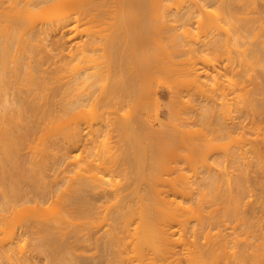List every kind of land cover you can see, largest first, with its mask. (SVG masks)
<instances>
[{"label": "bare ground", "instance_id": "bare-ground-1", "mask_svg": "<svg viewBox=\"0 0 264 264\" xmlns=\"http://www.w3.org/2000/svg\"><path fill=\"white\" fill-rule=\"evenodd\" d=\"M5 1L6 0H0V5L2 3L4 4ZM12 1L9 4V6L6 5V6H4V8L0 6V174H1V176H0V188H1L0 194L3 193L1 195L4 197V200L2 199V200H0V202L5 201L4 203H1V204L5 205L6 208H9L12 205V203L14 205V202H17V201H18V203L20 202V204H21V200L25 202L24 205H26L27 202H32V203L34 202V204L37 205V204H41V203L44 204L43 202H45L46 199H48L49 202L48 201L47 202L50 204V202H53V199H51V198L55 197V199H56L57 196H55V195L57 194V191L59 190V189H57L58 183L64 178L61 176L62 179L59 180L58 177H57V179L55 177L54 179L57 180L58 182L51 180L54 184H51L49 182L48 183L45 182V183H47V185H44V186H43L44 181L43 182L40 181L42 183V186L39 185L38 182L35 181L36 176L37 177L39 176V174L37 175V172H36L38 170L39 166L41 168L43 167V171H45V170L48 171L49 170L48 168H50V166H52V169H53V167H55V165L57 166L59 159L56 158L58 160L52 161L53 163L49 166L46 165V163L49 164L48 163L49 161L45 162V160H43L44 162L41 160L42 162H39V163H37V161H32V160H31L32 163L30 162V160L28 162L27 161L28 159L22 158L23 156H21L20 153L17 152V151L21 152V150L24 147V143H25L24 141L25 140H26L25 144L27 146L29 145V143L27 144V140H29V139H26V138H28L29 136L31 138V135L33 136L34 134L35 135L37 134L36 131L38 129L39 130L37 132H39L40 129H42L43 131H40L42 133H40V132L38 133V134H40V137L38 136L39 137L38 143H41L40 144L41 146L37 143L39 146H38V148H36L37 144H36V142H33L34 144L31 143V145L29 147H30V149H32L34 147L35 150L34 149L30 150L29 147H28V149H29V151H36V149H38L37 151H54V150L60 151L59 158H61L60 160H63V162L60 161L58 163V165L60 166V163L64 164V162H66V163L69 162V161L68 162L65 161L68 159V155H69L68 153L70 152L69 148L72 146H77L78 143L81 141L79 127L74 128V129L70 128L73 130H71V133L68 132V131H70V129H68L65 126L66 125L65 123L68 122L67 118L69 120L70 118L74 119V118L81 117L83 115V112H84V106H86V105L93 106V105H96L98 102H101V101L105 102V100H106V104H107L108 101L111 99H113V100L118 99L121 102L122 101L123 102H126V101L130 102V99H132V98H133L132 100H135L137 98L139 99V98H142L144 96V93H142L143 91L140 90L141 88L137 87V89H136V87H135L136 83L131 78V76L134 77L133 75L135 74V71L133 72L132 75H131V72H129V71L134 69L132 66L134 61L138 60L136 58L137 56L135 57V59H132V58H134L133 53H135V50L137 51L136 47L139 45V47H141L140 49H142V48L146 47L145 46L146 40L148 41V39H150V37L154 38L152 35L148 36L149 34L147 35V33L145 32V28H143L148 23L147 21H144V20H143L144 22L141 21L142 19H144L143 18L144 15L141 16L139 14V17L141 16L142 19H139L140 22L139 21L136 22L138 24V27L140 26L141 29L143 28L142 29L143 31L141 30V32H140L139 29L137 31V32H139L138 34L141 36V40H140L139 44H137V46H136V44H134V45L132 44V42H131L132 37L130 36L131 35L130 32H132V31H129L130 27L131 28L132 27L136 28V27L132 26L133 22L132 23L130 22L131 26L129 25L128 26L129 28H127V22H125L124 24H126V25L124 26V28L119 29V30L117 29V27H115L116 26V24H115L113 29L115 31V28H116L119 32H113L112 31V34L114 33V36H112V38H109V41L107 38L105 41L106 43L105 42L103 43L102 40L99 41L97 39V37H99V36L96 37V35H95L94 37H96V39H94L93 36H91L93 38L92 39L89 35V37H87L88 39L82 41L81 43L80 42H78V43L72 42L73 44L72 43L70 44V48H72V49H68V51H65L66 48L64 46H65L66 42L71 40L70 38H72V36L74 35V34H70L73 31L74 27H76L74 24L76 22H79L83 18L85 19L86 17H87L86 18L87 21H91V22L98 21L99 19L104 17V15L106 16V14H108L109 11L111 13L114 12L113 15H116V11H114V10H118L117 12L119 13L117 20H119L121 18L120 16H121V11H122L124 21H125V18L127 17L126 16L127 12L129 13V11L131 12L133 9H136V10L140 9V10H137L138 13L142 12L144 10H145L144 12H146V9L148 10V8H150V9L153 8L151 10H154V8H155L154 11L161 10V12H163V13L166 12V14L164 13L165 18L164 17L162 18L161 12L157 11L158 14L160 13L159 16H161L160 21H163V19H165L164 21H167L168 19H166V18L169 15V13L167 14V12H169L172 7H174L175 9L177 8V2H175V0H33V1H35L34 3H33V1H32V3L30 1V4L33 7H38L42 4H47L51 8L52 7L56 8V15H55V18L53 19L54 22L52 20H50V23H47V22L42 21V19L39 16V12L36 11L34 13H31L30 10L28 11V9H26L27 8V7H25L26 5L24 7L20 6L19 4L21 3L20 2L21 0L20 1L12 0ZM24 1L26 3L28 2V0L27 1L24 0ZM222 1H218V3L222 2ZM237 1H239V0H237ZM7 2H8V0H7ZM7 2H5V4ZM173 2H174L175 6H172ZM224 2L227 3V1H224ZM252 2H253V0H252ZM201 3H202V0H201ZM201 3L198 0H191V1H189V4H187V5H188V7H194L196 9V7H198L199 5L202 7L205 6L206 2L202 3V4ZM228 3H229V1H228ZM246 3H248V2L246 1ZM224 4L225 3H223V6H225V9L223 10V13L220 12L221 14H219V12H217L219 14V17H221V18H218L219 19L218 21H222V20L223 21H230L234 17V15H232L234 9H233V11L231 9V8H233V6L229 5V7H227L226 4L225 5ZM248 4H250V3H248ZM207 5H209V4H207ZM246 5H244V6H246ZM106 6L107 7L110 6L111 7L110 10L107 9ZM219 6H220L219 8L221 9L222 6L221 5H219ZM101 7H103V8H101ZM104 7L106 9H104ZM188 7H185V12L190 9L184 15L186 17V19H187V17H188V19H190L192 17V15H191L192 12H190L192 9L188 8ZM199 8H201V7H199ZM254 8L256 9V7H254ZM100 9L103 11L100 12L99 11ZM53 10H55V9H53ZM253 11L257 12L254 9H253ZM53 12H55V11H53ZM185 12H183V13H185ZM259 12H257V13H259ZM27 13H31V14H27ZM124 13H125V15H124ZM26 14H27V16L23 17V15H26ZM134 14H136L135 10H134ZM249 14H251V13L249 12ZM259 14L262 16L261 12ZM176 15L174 17H176ZM188 15L191 17L189 18ZM236 15H239V14H236ZM260 15L255 14L254 16L253 15L252 16H253V18H255L256 16H258V18H259ZM130 16L132 18L133 17L136 18L135 16H132V14H130ZM180 16H182V14ZM52 17H53V15H52ZM217 17H218V15H217ZM113 18H114V16H113ZM250 18L251 17H249V19H247V21L249 20V22H250ZM258 18L255 21H258L259 20ZM133 19H130V20H133ZM239 19H240V17H239ZM130 20H127V21H130ZM176 20H177V18H175V21ZM233 20H236V23L240 22V20H239V22H237L236 16H235V19L233 18ZM260 20H261V18H260ZM261 21H263V20H261ZM141 22H142V26L140 24ZM119 23H120V21H119ZM144 23H146V24H144ZM161 23H163V22H161ZM211 23H213V22H211ZM216 23L217 22H214V25ZM248 23L246 22L245 25L246 24L248 25ZM124 24L122 23V25H124ZM137 24H135V25H137ZM70 25H72V26H70ZM122 25H118V28ZM212 26L213 25L211 24V27ZM146 28H148V27H146ZM127 29H129L128 31L130 34L126 31ZM135 30H137V28ZM170 30H172V26H171ZM237 30H240V29H237ZM263 30L264 29H262V31ZM124 31L127 33H124ZM147 31H149V30H147ZM167 31H169V29ZM68 32H69V36L67 35ZM234 32H236V31H234ZM237 32H238V34L239 33L242 34L239 31H237ZM48 34L49 35L51 34L54 39L52 38L53 44H51L53 46H51L50 44L47 46H48V48L54 47L55 48L54 50H57V53H55V54L59 55V56H57L58 59L54 58V56H53L54 51L53 52L51 51L53 49L50 48V53H48L49 50H48L47 46L44 44L45 42L44 43L41 42L43 44L40 43L41 39H39V38H44V36H47ZM133 34L134 33H132V36H133ZM135 34H136V32H135ZM228 34L229 33H227V35ZM235 34L233 33V35H235ZM238 34L235 35L237 38L233 37L234 40H235V38L238 39V36L240 35V34L239 35ZM41 35H44V36L41 37ZM222 35L224 36V34H221L220 36L222 37ZM56 36L57 37L59 36V37L57 38ZM65 36H67V39L63 40L62 38ZM129 36L131 37V39ZM170 36H172V35H170ZM174 36H176V35H174ZM220 36L219 37L217 36L218 38L216 37L214 39V35H213L214 42H217L218 39L220 38ZM244 36H245V34H244ZM167 37H169V36H167ZM176 37H174V40L171 38L172 39L171 41L172 42L175 41V39H177ZM228 37H229V39H231L230 35H228L227 38ZM105 38L103 37V41ZM137 38H134L135 42L139 41V40H135ZM240 38H241V36H240ZM99 39H101V38L99 37ZM96 40L99 42L96 43ZM220 40L221 39H219V41ZM242 40H244V37ZM134 41H133V43H134ZM208 41L210 42V40H208ZM221 41H223V40H221ZM226 41H227V39H226ZM100 42H102V43H100ZM148 42L146 43V45L148 44ZM175 42L177 43V40ZM263 42H264V40H263ZM96 44L100 45V47L97 45L99 47V49L101 48V50L102 49L105 50V53H104V56L106 55L105 57H103V55L101 56V54H100V57L105 58V60L99 58V56L96 55V57H98L99 60L100 59L103 60V61L100 60L101 62H99L97 60L98 58L94 57L95 54H93L95 50H98V49H96L97 46L95 48H93V46ZM101 44H105V45H101ZM173 44H174V42H173ZM226 44L228 45V43H226ZM43 45H44V47L46 46L47 50L43 47ZM40 46L42 47V50L43 49H44V51L46 50V52L49 55L45 54L46 52H44V54H45L44 56H43V54H40V50H41ZM171 46L173 47L174 45H171ZM176 46H177V44H176ZM257 46H258V44L256 45V47ZM248 48H249V46L246 47V51L248 50ZM251 48H253V47H251ZM249 50H251V49L249 48ZM145 51H146V49H145ZM145 51L143 52L144 54L146 53ZM137 52H139V51H137ZM248 52H247V55L249 54ZM244 53L246 55V52H244ZM251 53L253 54L255 52H251ZM39 54H40V56H38ZM102 54H103V52H102ZM141 54L142 53H140V55ZM241 54H242V52H241ZM255 55L253 54V56H255ZM35 57H38V58L35 59ZM51 57L55 61L53 59H51ZM255 57H257V56H255ZM146 58H148V57L146 56L145 59ZM246 59H245V61H246ZM257 59L258 58H256V62L257 61L259 62V60H257ZM141 61H142V59H141ZM143 61H144V58H143ZM147 62L149 63V61H147ZM140 63H139V65H140ZM152 64H155V63H152ZM134 65H135V63H134ZM139 65L137 64V66H139ZM154 67L158 68L159 66H154ZM141 68H142L141 71H146L143 69L142 65H141ZM241 70H244V69H241ZM247 70L248 69H246L245 71L248 75ZM238 72H240V71H238ZM250 72H252V71H250ZM256 72L254 73V75L256 74ZM111 73H113V75ZM114 73L123 76V78L125 76L124 80L122 79L123 80L122 83H120L121 82L120 81L119 82L120 84H117L118 82L117 83L115 82L116 84H114V81L112 83L111 80L109 82V78L114 76ZM243 73H245V72H243ZM109 74H111V77L109 76ZM191 74H192V77L190 80L191 83L193 85H195V87H198L199 82H200L199 81L200 80L199 79L200 73L197 72V69H196V71L194 70L193 72H191ZM240 74H242V73L241 72L238 73L239 76H245L246 75V74H244V75H240ZM118 75L116 77H118V79H119ZM138 75H139V73H138ZM256 76L257 75H255V78H258V76L257 77ZM263 76H264V73H263ZM263 76H261V79L264 78ZM103 77H105V79H103ZM135 77H136V75H135ZM251 77L253 78L254 76H251ZM259 78H260V76H259ZM134 80H135V78H134ZM252 81L253 80H251L250 82L252 83ZM259 81H260V79H259ZM259 81H258V83H259ZM262 81H263V79H262ZM100 82H101V86H100V88H97V85L99 87L98 83H100ZM137 82H139V81H137ZM102 83H104V84H102ZM133 83H135V84H133ZM259 84H261V83H259ZM262 84L261 85L263 87L257 84L259 87L256 89H259L261 87L264 90V82H262ZM137 85H138V83H137ZM249 90H251V89H249ZM249 90H247L245 97L242 96L244 94H242V95L240 94L241 96H239L240 98L242 97L243 101L248 103V104H250L252 102L251 98H253L252 95L254 93L257 94L259 91L261 92V90H259L258 92L255 91L252 93V90L251 91H249ZM253 90H255V89L253 88ZM249 92L252 95H250ZM257 95H255V96H257ZM249 96H251V97H249ZM245 99H246V101H245ZM249 99L251 102L249 101ZM247 100H248V102H247ZM110 102H112V100ZM85 103H87V104L85 105ZM241 103H243V102L241 101ZM120 105L122 106V104H120ZM243 105H245V104H243ZM242 106L240 108H242ZM250 106H251V104H250ZM238 108H239V106H238ZM255 114H256V112H255ZM127 115L129 116L130 113H127ZM127 115H121L122 119L123 118L126 119V121L125 120H123V122L121 121L123 124H126V122L128 120H130L131 115L128 117L129 119L127 118ZM258 115H259V113H258ZM258 115L256 114V116H258ZM246 116H248V115H246ZM114 117H116V116H114ZM136 117L137 116H135L133 118V116H131V118L134 120H132V119L130 120V121H134L135 123L130 122V121H128V123H127L128 125L130 124L132 127L130 125L128 126L127 124H126L127 126L124 125V127L123 126L120 127V129H123L121 131H122L125 139L128 138V140H129V141L127 140L128 141L127 146L129 144L130 145L128 146L129 148L126 150V151H128V154L127 153H126V155H125V153H124V155L122 154L123 156L120 157V159H119L118 157L122 153L121 151H119L120 155L119 154H117L119 156L114 155V157H113L114 161L113 162H112L113 159L112 160L108 159L109 163H105V162L102 163L103 165L105 164L104 165L105 167H103L102 165H101L102 167L100 166L101 167L100 169L102 171H105L106 169H107L106 171H108L110 169L112 172H109V171L108 172L113 173V172H115L114 171L115 168H118L119 165L120 166L122 165L123 169H125V170L128 168L126 170L127 172L129 169H131V171L135 170L137 172L138 168H139V171H141V169L144 166H146L147 168L149 167V169L153 166L155 168V165L158 164L159 160L164 156L163 154L161 155L162 152L156 153L157 151L155 152L153 147L149 146L148 149L145 148L146 146L143 144V141L141 138L144 137V139L147 140V141L145 140L146 142H148V143L152 142V144H155V142L152 141V138L153 139H154V137L158 138L159 136H155V135H157V133L153 132V130H152V132H151L152 134H151L150 131L147 129L149 131V133L146 132V133H144V135H143L142 131H140V132L138 130L135 131L136 129H135V126L133 127V125L137 124V122H139V120H136ZM251 117H252V119H255V117L253 115H251L250 118ZM241 118H242V116H241ZM245 118H243V120H240V122L242 121V124L244 123V121H246ZM250 118H246V119L249 120ZM117 119L120 122V119L119 118H117ZM137 119H138V117H137ZM249 121H251V120H249ZM246 122H248V121H246ZM255 122H257V120H255ZM255 122L254 123L252 122V123L255 125ZM122 123H121V125H123ZM224 124H225L224 130H226V131L227 130L231 131L233 128L234 129L237 128L236 124H235L236 125L235 127H232L234 125L233 123H231L232 124L231 125L228 122H226V123L224 122ZM248 124L250 125V123H247L246 126H243L241 124L239 125V123H238V128H237L238 130L237 129L236 130L239 131V134L243 132L242 129H244L245 127L249 128ZM76 126L77 125H74V127H76ZM124 128L127 132L124 131ZM248 128H247V130H248ZM229 129H231V130H229ZM234 129H233V131H234ZM240 129L242 132L240 131ZM125 132L128 134V136L127 135L125 136V134H126ZM140 133H142V134H140ZM243 133H246V132H243ZM243 133H242V135H244ZM41 134H43V136H41ZM151 135H153L154 137H152ZM38 137H37V139H38ZM41 137H42V139H41ZM157 138H155V139H157ZM37 139H35V140L37 141ZM159 139H160V137H159ZM40 140H42V141H40ZM263 141H264V139H263ZM263 141H260L259 143H254L253 141H252L253 143H249V141L248 142L246 141L247 143L243 142L242 143L243 148H242V146H239L242 144H239V145L237 144V146L240 148V151L244 152L246 150V149L243 150L244 148H246L245 144L249 143L247 145L248 149H247V151H245V153L248 155L246 157H244L245 153H243L244 155H242V156L240 154L242 160H244V158L246 160H248L247 165H246L247 162L245 160H244L245 162L242 161L243 166L240 164L241 169L239 171H240V174L242 176L241 179H243L244 182L242 181V183H241L240 182L241 179H240L239 180L240 183L237 182L235 186L231 185L232 182L231 183L229 182V185L227 187L225 184V187H224L225 190H223V188H221V190H219L220 193L218 192V194H217L218 195L217 197L219 199L218 198L216 199V197H215V201H212V199H211L212 202L210 200L208 201V197L206 199L203 198L202 201H200L201 199H199V200H196L195 202H193V200H190V199L189 200L188 199H185V200L184 199H181V200L176 199L175 200V199L168 198V196H170V195L174 196V198H175L177 196V190L178 191L180 190V192L183 194L187 193L188 195H191V189H190L191 185H189V183H187V181L183 180L184 177L182 178L181 183L179 184V187H177V151H169L170 153L169 152H167V153H168V155H171L172 159H174L175 164L171 165V167H170L171 170H170V172H168V174L169 173H171V174L165 178L166 183H163V187L166 188V189H164V188L162 189V190H164V193H163L164 196L163 197L160 194L161 189L159 191L157 190L158 192H156L155 188H153L155 186H153L150 182H149V185H147L148 184L147 183L146 186H143V187L138 185L137 183H135L136 185L134 187H132L134 184L129 182L130 180L129 181L125 180V182L127 181L128 185H130V184L132 185V186L130 185V187H132V191H130L131 190L130 189L129 190L130 192L129 191L127 192L126 190L129 189L127 183H124L123 185L117 184L116 186H118L119 188L116 186H113V185H108V187L113 186L112 187L113 189H111L110 187L108 188L105 184L102 185V183L106 182L107 180L104 181V178L97 176L96 174L95 175L98 178L95 177L93 179H85V178L83 179L82 178L83 176H81L79 178L80 175L78 174L79 176H76L78 178L74 177V179H76L75 181H73L74 183H71V181H70V183H71L70 186L67 185V187L65 186L66 188L64 187L65 188L64 191H66V193L69 191L67 193L68 196L66 194V198H65L66 201L62 200L64 203L65 202L67 203V204H64V206L66 205L65 209H64V207H62L65 212L64 211L63 212L61 211L62 213L56 212L57 214L52 216V217H49V215H48L49 218L46 217L48 219V220L46 219V221L44 219L45 218V216H44V218H43L44 221L43 220L39 221L40 220L39 217H41L42 215L39 216L40 215L39 214L38 215L39 217L38 218L36 217L38 214L37 211H39L36 205H35L36 206V208H35L34 204H32V203L30 205L27 204L28 206H30V207L27 206V209L24 208L22 205L21 209L23 207V210H25V212H26L25 217L27 216L26 218H31V220H33V223H32L33 225L30 224L29 226H34L33 230H34V228H36L37 232L42 233V234L38 233L39 234L38 242L40 240V236L43 235V233H44V235L46 234V236H43L42 237L43 239H41V240H43V242H41V240H40V244L42 243L41 245L45 248V249H43V251L46 250V252H44L45 255L48 256V258L49 257L52 259L55 258V260L60 259L59 262L60 261L62 262L65 259L66 262L64 264H66L69 261H71L69 264H87L88 262H90L91 259H92V261H93V259H96L97 258L96 255H101L100 254L101 252L104 255V256H101V257H103L102 258L103 262L101 264H129V263L131 264V262L134 260L138 262L137 264H264V201L261 200L262 196L261 197L259 196L260 191L264 190V173H263L264 170L260 169V166L262 167L263 164L262 165L258 164V163H261L260 160L261 161L263 160L262 159L263 157L261 158V156L263 154L260 155V151H264V144H263L264 142ZM22 144H23V146H22ZM34 145H36V146H34ZM131 145H132V147H131L132 152L129 151V150H131L130 149ZM21 146H22V149L20 148ZM127 146H126V148H127ZM152 150H154V151H152ZM236 150H239V149L236 148ZM137 151H142V153L141 152L139 153ZM249 151L252 152V154H251L252 156L249 154L250 153ZM163 153H165V151H163ZM21 154H22V152H21ZM44 154L45 153H42V155H44ZM228 154H230V153L228 152ZM232 155H236V153H234ZM248 156H249V159L247 158ZM20 157H21V159H19ZM52 157H54V156L52 155ZM115 157L118 159H115ZM40 158L42 159V157H40ZM69 158H70V156H69ZM109 158H112V157H109ZM230 158L229 159L232 160L231 156H230ZM35 159H36V157H35ZM250 160H251V162H253V165H256V164L259 165V168H258L259 171H257V167H255L253 169L254 166H252L253 171L250 169L252 172H254V175L257 172H261V174H263V175H259L260 174L259 173V174H256V176L259 175L257 177L255 176L256 178L253 176V173L249 170V168L251 167L250 165H252ZM20 161H21V163H19ZM22 161H23V165L20 166V164H22ZM39 161H40V159H39ZM110 161L112 162L111 164H110ZM24 162L29 163V164L25 163L26 165L24 166ZM33 162H35V164H33ZM106 162H108V161H106ZM144 162L146 165L144 164ZM30 163H31L30 168H32V170L27 169L29 167ZM40 163H42V164H40ZM23 166L27 167V168H24ZM35 166H38V168H36ZM80 166H83V165L80 164ZM58 167H56V168L58 169ZM67 167H70V165L68 166V164H67ZM10 168H12V170ZM52 169H50V170L53 171ZM69 169H71V167ZM81 169H79V170H81ZM120 169H121V167H120ZM143 169H146V168H143ZM143 169H142V171H143ZM165 169L166 168L164 167L162 171L167 172ZM10 170H11V174H12V171L14 172L13 173V175L15 174L14 177H11L12 175L10 174ZM64 170H66V169H64ZM254 170L257 172H255ZM23 171H25V172L27 171V173H28V174L26 173L27 176H26L25 172L23 173ZM29 171H32V173ZM86 171H88V170H86ZM154 171H155V169H154ZM248 171H250L252 174H249ZM67 172H68V168H67ZM98 172H100V170ZM116 172H117V169H116ZM102 173H105V172H102ZM129 173H130V171H129ZM63 174L65 175V173H63ZM139 174H140V172L137 174L138 176L136 174H133L134 176L136 175L135 180L139 176L143 177L142 174L141 175H139ZM151 174H153V172ZM155 174H156V172H155ZM23 175H24V177H22ZM29 175H30V178H29ZM81 175H83V174H81ZM133 175H131V176L133 177ZM148 175L150 176V172L148 173ZM236 175L238 176V174H235V176ZM230 176H232V175L230 174ZM26 177H27V181L29 180L30 183H28L26 181L28 183L27 185L29 187L24 188V185L21 186L20 184L23 183V180L24 181L26 180L25 179ZM234 177H233V180L235 179ZM72 178H73V176H72ZM72 178H71V180H74ZM157 178L161 180V176H159ZM38 179L41 180L42 176H41V178H38ZM250 180H251V182L253 181V184L255 183L254 184L255 186L250 182ZM19 181H20V184H19ZM133 181H134V179H133ZM211 181H212V179H211ZM235 181H236V179H235ZM237 181H238V179H237ZM33 182L35 184H33ZM146 182H147V179H146ZM201 182L204 184V181H201ZM205 182H206V180H205ZM212 182H215V181H212ZM61 183H62V181H61ZM63 183L66 184V182H64V181H63ZM107 183H109V182H107ZM144 183H145V181L142 182L143 185H144ZM226 183H228V182H226ZM56 184H57V187H56ZM220 184H221V186L224 185L223 183H220ZM27 185H25V186H27ZM125 185L128 188L125 190L128 194H126L125 191H123V194H122V190L120 189L121 186L123 189V186H125ZM211 185H213V184L211 183ZM262 185H263V187L261 188ZM102 186H105V187H102ZM160 186H162L161 183H160ZM214 186H211L209 188V190L208 189L207 190L210 191V189L213 188ZM256 186H258L257 190L255 189ZM205 187H206V185H205ZM215 187L213 188V190H211L212 192L214 190H217L218 187L216 189H215ZM106 188H108V189H106ZM259 188L261 190L258 192ZM251 189H252V191H251ZM254 189L256 190L255 192H254ZM1 190H2V192H1ZM207 190H206V192H207ZM247 192L249 194H247ZM200 193H201V190H200ZM245 193L247 194V196H244ZM159 194L161 195V197L159 196ZM202 194H203V196H205L204 195L205 192ZM209 194L210 193H208V195ZM212 194H213V196H212ZM212 194L210 195V198H211V196L213 198L216 195L215 192H213ZM30 195H32V196H30ZM155 195L159 196L161 199H158L157 197H155ZM208 195H206V196H208ZM248 195L250 196V198L252 200H250V201L244 200L243 201V199H244L243 197H245V199H250L248 197ZM262 195H264V193ZM118 196H120V197H118ZM257 196L260 197L261 202ZM64 197H63V199H64ZM60 198H59V200H60ZM109 198H111V200H109ZM112 198H114V199H112ZM49 199H51L52 201H50ZM101 199H102V201H104L103 205L98 204V200L100 201ZM256 199H258V201ZM263 199H264V196H263ZM216 200H218V201H216ZM11 201H12V203H11ZM56 201L57 200H55V202ZM102 201H100V202H102ZM203 201H205V202H203ZM243 202H245V203L247 202L248 204L247 203L244 204ZM258 202H259V204H258ZM42 204H41V206H43ZM56 204L58 206V201L56 202ZM61 204H63V203H61ZM255 204H257V205L255 206ZM31 205H33V207H31ZM47 205H46V207H47ZM5 206H3L4 209H5ZM30 208H32V209H30ZM33 208L35 209L36 212L33 210ZM43 208H42V210H44ZM49 208H50V206H49ZM13 209H14V207H13ZM11 210H12V208H11ZM101 210L104 213H102ZM2 211H6V209L2 210ZM7 211L9 212L8 209H7ZM29 211L31 213H33V211H34L36 216L31 214ZM48 211H49V209H48ZM99 211H101V212H99ZM5 213L7 214V212H4V214H3L4 217L6 215ZM50 213H51V211H50ZM97 213H102V214H100L102 216V218L109 220V223H106V227H107L106 229H103L101 231V230H99V227L102 224L98 225V223L96 224V223H94V221L93 222L89 221L92 224L87 225L89 223V222H87L86 223L87 226L81 227V229H78V227L76 229H73L74 227L73 228L71 227V229H73V230L69 231V228H68V229H66V231L68 230L67 232L62 231L63 225L67 224V223L69 224V222H67L69 220L68 219L69 217H72V218H76V217L79 218L80 217L81 218L83 216V218H84L87 215L88 216L90 215L89 217H91V215H92L94 217V218L92 217V219H95V218H97V217H95V215ZM12 214H14V212ZM30 214L33 217L29 216ZM9 215L10 214H8V216ZM89 217H86V218H89ZM10 218H11V216L9 217V219ZM33 218H35V219H33ZM6 220H7V216H6ZM12 220H13V222H15V219H12ZM29 220L27 219V221H29ZM34 221H38V222H34ZM105 221H104V223H105ZM2 222L0 221V224H2ZM4 222L6 223L7 221L4 220ZM13 222H11V223L13 224ZM63 222H64V224H62ZM99 222L101 223V221H99ZM5 223L3 226L4 227L7 226V229L5 228L6 230L5 229L4 230L9 232L8 226H10L11 224L9 223L10 225H8V224L5 225ZM58 223L61 224V226ZM14 225H16V224L14 223ZM25 225H23V226H25ZM29 226L28 227L25 226V228L24 227L23 228L28 230ZM58 226L60 228L62 227L60 231H59L60 228ZM67 226H69V225H67ZM10 228H11V226H10ZM65 228H67V227H65ZM100 228H104V227H100ZM30 229H32V228H30ZM12 230H11V232H12ZM61 231H62V233H61ZM99 231H101V233ZM11 232H10V234H11ZM57 232H59L60 234ZM54 235L57 237H54ZM11 236H13V235H11ZM16 237H17V239L21 240L20 237L19 238H18V236H16ZM37 237H38V235H37ZM11 238H13V237H10V239ZM14 239H15V237H14ZM14 239H12V240H14ZM8 241L10 243V240H8ZM17 243H18V240H17ZM40 244H38V245H40ZM18 245L20 246L21 244L18 243ZM92 245L96 249L100 248L99 246L101 245V248L102 247L104 248V253L101 250L100 253L97 252L98 254H96L94 252L95 256H94V254H92V255L90 254L91 256L89 254L87 255L86 254V252H88L87 249H89L90 246L92 247ZM19 246H17V247H19ZM0 247L2 248V250H5V249H3L4 246L3 247L0 246ZM10 247L12 248V245H10ZM39 247H41V246H39ZM177 247L180 249L179 250L180 252L178 251ZM1 248H0V250H1ZM92 249H94V248L92 247ZM40 250H42V249H40ZM6 252L3 253L4 256H6L5 254H7V255L9 254ZM83 252L85 254H83ZM1 253L2 252H0V254ZM10 253L11 254H9V255H12V252H10ZM130 253H131V255H130ZM62 255H63V257H62ZM8 256H6V257H8ZM93 256L96 258H94ZM0 257H1V255H0ZM14 257L16 258L15 255H14ZM28 258L27 259L26 258L25 259L20 258V260H18V261L16 259V262H17V264L18 263L19 264H23V263L28 264V261H27V263L25 262V260L30 259V258L29 259ZM9 259H7V261L5 260V263L8 262ZM68 259H69V261H68ZM146 259H147V261L148 260L149 261L147 263H143V261ZM55 260H54V262H55ZM182 260H183V262H182ZM3 261H2V263H3ZM51 262H53V261H51ZM57 262H56V264H59ZM92 263L95 264L96 262L94 263V261H93ZM60 264H63V263H60ZM97 264H98V261H97Z\"/></svg>", "mask_w": 264, "mask_h": 264}, {"label": "rangeland", "instance_id": "rangeland-1", "mask_svg": "<svg viewBox=\"0 0 264 264\" xmlns=\"http://www.w3.org/2000/svg\"><path fill=\"white\" fill-rule=\"evenodd\" d=\"M11 1L12 0H10V1L8 0V2H9L8 3L6 0L5 2H7V3L5 4V2H4V4L2 3L0 6L3 8L6 5L9 6ZM17 1H20V0H17ZM30 1L32 3L33 0H28L27 3L24 0H21L20 1L21 3L19 5L22 7H24L26 5L25 6V7H27L26 9H28V11L30 10L31 13H34L36 11L39 12V16L42 19V21H44V22L50 23V20L53 21V19L55 18V15H56V8L55 7L51 8L47 4H42L38 7H33L30 4ZM189 1H191V0H177V1L175 0V2H177V8L175 9L174 7H172L171 10L169 12H167V14L169 13V15L166 18V19H168L167 21H164L165 19H163V21H160L161 16H159L160 13L158 14L157 11L161 12V10L154 11L155 8H154V10H151L153 8H151V9L148 8V10L146 9V12H144L145 10L144 11L141 10L142 12L138 13L137 10H140V9H137V10L133 9L132 10L133 12L129 11V13L132 14V16L136 17V18L133 17L134 19L127 12V15H126L127 17L125 16L126 17L125 21H124V17H123V12L121 11V16H120L122 19L120 18L119 20H117L119 13L117 12L118 10H114V11H116V15H113L114 12L111 13L109 11L110 13L108 12V14H106V16L104 15V17H102L98 21H95V22L87 21V19H86L87 17H86L85 19L83 18L79 22H76L74 24L76 27H74V29L72 31L73 33L72 32L70 33V34H74V35L72 36V38H70L71 40L66 42V44L64 46L66 48L65 51H68V49H72V48H70V44L72 42L73 43H75V42L81 43L82 41L88 39L87 37H89V35H90V37L93 36L94 39H96V37L99 36L101 39H99V37H97V39L99 41L102 40L103 43L106 41L107 38L109 41V38H112V36H114V33L112 34V31L113 32H119L118 30L124 28V26L126 25V24H124L125 22H127V28H129L128 27L129 25L131 26L132 22H133L132 26H135L137 28V30H135L136 28L130 27L129 28L130 30L129 29L126 30L128 33H129V31H132V32H130L131 33L130 36L132 37L131 42L133 45L136 44V46H137V44H139V42L141 40V36L138 34L139 32H137L138 29L141 32V30L143 28H145V32L147 33V35L149 34L148 36L152 35L154 37V38L150 37V39H148L149 42L146 40V42H145L146 47H144L142 49H140L141 47H139V45L136 47L137 51H139V52H137L135 50L136 54L133 53L134 58H132V59H135V57L137 56L136 58L138 60H135V61L133 60L135 65L133 63L132 66L134 69L129 71V72H131V75L135 71V74L133 75L134 77L131 76L133 81L136 83V84L135 83H133V84L136 85L135 86L136 89H137V87L141 88L140 90L143 91L142 93H144V96L142 98H139V99L137 98L135 100H132L133 99L132 98V99H130V102L126 101L127 103L123 102V101L121 102L118 99H114L115 101L113 99H111L112 102H110L111 100H109L107 104H106V100H105V102L101 101V102H98L99 104L97 103L96 105H93V106H88V105H86L87 103H85L86 106H84L83 115L79 118H74V119L70 118L69 120L67 118L68 122L65 123L66 124L65 126L68 129H70V128L74 129V128L79 127L81 141L78 143L77 146H72L69 148V150H70V152L68 153L69 154L68 155L69 160L68 159L65 160V161H67V162L69 161V162L68 163L64 162V164L60 163V166L58 165V163L60 161L63 162V160H60L61 158H59L60 151H55V150L54 151H37L38 149H36V151H29V149H30L29 146L31 145V143L32 144H34L33 142H36V144L38 143L39 137H40V134H38V133L40 131H43L42 129H40V131L37 132L39 130L38 129L36 131L37 134L36 135L34 134L33 136L31 135V138H30V136L28 138H26V139H29V140H27V144L29 143V145L27 146L25 144L26 143V140H25L24 141L25 142L24 143L25 148L23 147L24 150L22 149L23 144L20 147L23 150L22 151L20 149L22 154L20 151H17V152L20 153L21 156H23L22 158L28 159L27 160L28 162L30 160L31 163H32V161H37V163H39V162H42L43 160H45V162L49 161L48 162L49 164L46 163V165L49 166L53 163L52 161L59 159L57 166L55 165V167H53V169H52V166H50V168H48L49 169L48 171H46V170L43 171V167L41 168L39 166V168H38V166H35L36 168H38V170L36 171L37 175L39 174L38 177L36 176L35 181L38 182V184L41 186H42L41 182L44 181L43 182V186H44V185H47L48 182L51 184H54L51 180L58 182L57 180L54 179L55 177H56V179L58 177L59 180H61L62 177H64L63 178L64 180L62 179L61 180L62 183H61V181L58 183L57 189H59V190L57 191V194L55 195L57 197H56V199H55V197L51 198V199H53V202H50L51 205L48 203L49 202L48 199H46L45 202L42 201L44 203V204L41 203L43 206H41V204L36 205V204H34V202L33 203L27 202L26 205H24L25 202L21 200V204H20V202L18 203V201L14 202L15 206L13 205V203L11 201L12 205L9 208H6L5 205L1 204V203H4L5 201L0 202V205L2 206V207L0 206V208L2 210L6 209V211H2L0 209L1 210L0 211V221L1 222L2 221L4 222V220L7 221L8 223L4 222L5 225L11 224L10 225L11 228H10V226H8L9 232L5 231L7 229V226L4 227L3 222H2V224H0V226H1L0 227V230H1L0 231V242H1L0 246H2V247L4 246L3 249H5V250H2V248L0 247L2 250V251L0 250V252H2L0 254L1 255L0 264H9V263L10 264H15V263L17 264L16 259L18 261V260H20V258L21 259H25V258L27 259L28 257L30 259L28 258L29 260H25L26 263L28 261V264H56L57 261H58L57 263H59V264L60 263L64 264L66 262L65 259L62 262L61 261L59 262L60 259L55 260V258L52 259L49 257L51 259L50 260L48 258V256L45 255L44 252H46V250L43 251V249H45V248L41 245L42 243L40 244V240L43 239L42 237L46 236V234L44 235V233H43V235L40 236V240L38 242L39 234L41 232L40 233L37 232L36 228H34V230H33L34 226H29L30 224L33 225L32 224L33 220H31V218H26L27 216L25 217L26 212H25V210H23V207L27 209V206L30 205L31 203L34 204L35 208L37 206L38 210L40 211V212L37 211V213H38V214L36 213L37 216L35 215L36 211L34 208H33V210L35 212L34 211H33V213H31L30 211L29 212L31 214H33L34 216H36L37 218L42 215L43 217L42 216L39 217V219H40L39 221H42L44 216H45L44 219L46 221L47 218L56 215L57 214L56 212H61V211L63 212L65 209V206H66V205L64 206V204H67L66 202L64 203L63 201L64 200L66 201V199H65L66 194L69 192L68 191L66 193V191H64V190L67 187V185L70 186L71 183H74L73 181L76 180V179H74V177H76V176L80 175L79 178L81 176H83L82 177L83 179L84 178L85 179H93L96 177V175L100 176V177L104 178V181L107 180L106 182L102 183V185L105 184L107 187H108V185H113V186H116L117 184L123 185L124 183H127V181H129V180H130L129 182L134 184L133 186L130 184L132 187H134L136 185L135 183H137L138 185L143 187V186H146L147 183H148L147 185H149V182H150L153 186H155L153 188H155L156 192H158L161 189L160 194L163 197L164 196V194H163L164 190H162V189L163 188L166 189L165 187H163V183H166L165 178L171 174V173L168 174V172H170V170H171L170 169L171 165L175 164L174 159H172L171 155H168L167 152L177 151V187H179V184L181 183V180L184 177L183 180L187 181V183H189V185H191L190 186L191 195H188L187 193L183 194L180 192V190L179 191L177 190V196L175 198H174V196H172L170 194H169L170 196H168V198L175 199V200L176 199L177 200H181V199H184V200L188 199L189 200L190 199V200H193V202H195L196 200H199V199H201L200 201H202L203 198L206 199L208 197V201L209 200L211 201V199H212V201H215V197H216V199L218 198L217 194H218L219 190H221V188H223V190H225L224 189L225 184L227 187L229 185V182L230 183L232 182L231 183L232 186H235L237 182L242 183L243 179H241L242 176H241L240 171H239L241 169L240 164L242 165L243 162H245V161L247 162L248 160H246L245 158H244L245 161L242 160L241 156L244 155L243 153H245V151H247V149H248L247 145L249 143H253V142L259 143L260 141H263V139H264L263 138L264 137V90L261 87H260L261 89L260 88L256 89L259 87L258 85L262 86L263 85L262 82H264V78H262L263 81L261 79V76H263V73H264V53H263L264 52V50H263L264 49V46H263L264 45L263 44L264 43L263 42L264 30L262 31V29H264V0H253V2H252V0H250V1L249 0H241V1L240 0L239 1H237V0H223V1L222 0H202V3L206 2L205 6L202 7L199 5L198 7H196V9L194 7H188L187 4H189ZM198 1H200V3H201V0H198ZM218 1H222V2H220L221 4L218 3ZM224 1H227V3ZM228 1H229V3H228ZM246 1L250 4L246 3ZM34 2L35 1H33V3ZM217 3L222 6L221 9L219 8L220 6ZM223 3H225L227 7H229V5L233 6V8H231L232 11L234 9L233 14H232V15H234L233 18L235 19V16H236L237 22H239V20H240L239 23H236V20H233V18L230 21H223V20L218 21L219 20L218 18H221V17H219V14H221L220 12L223 13V10L225 9V6H223ZM207 4H209V5H207ZM244 5H246V6H244ZM172 6H175L174 2H173ZM253 6L256 7V9ZM108 7L106 6V8L110 10L111 7L110 6H108ZM185 7L192 9L190 11V12H192V14H191L192 17L188 15L189 18L191 17L190 19H188V17L186 19V17L184 16L186 14V12H188L190 10V9L188 10L186 8L188 11L185 12ZM199 7H201V8H199ZM101 8H103V7H101ZM106 8L104 7V9H106ZM53 9H55V10H53ZM253 9L257 12L260 11L262 13V16L259 14L260 12L259 13L254 12ZM134 10H135L136 14H134ZM53 11H55V12H53ZM99 11L102 12L103 10L100 9ZM183 12H185V13H183ZM217 12H219V14ZM249 12L251 14H249ZM31 13H27V14H31ZM164 13L166 14V12H164ZM164 13L161 12L162 18L163 17L165 18ZM254 13L256 15H260L261 17L259 16V18H258V16H256L255 18H253V16L255 15ZM27 14L23 15V17H26ZM139 14L141 16L144 15V17H143L144 19H142L141 16L139 17ZM181 14H182V16H180ZM216 14L218 15V17ZM236 14H239V15H236ZM52 15H53V17H52ZM124 15H125V13H124ZM175 15H176V17H174ZM113 16H114V18H113ZM238 16L240 17V19ZM249 17H251L250 22H249V20L247 21V19H249ZM175 18H177L176 21H175ZM257 18L259 20L261 18V20H263V21H261V20L255 21V20H257ZM126 19L127 20L133 19V20L127 21ZM139 19H142L141 21L144 20V21L148 22L147 25H145V26L143 25L144 27L142 29L140 26L138 27V24L136 23L137 21L140 22ZM119 21L121 24L119 23ZM245 21L247 23L249 22L248 25L247 24L245 25V23H246ZM161 22H163V23H161ZM211 22H213V23H211ZM214 22H217V23L214 25ZM122 23L124 25H122ZM210 23L213 25L212 27H211ZM115 24H116V26H115ZM135 24H137V25H135ZM140 24L142 26V22ZM144 24H146V23H144ZM118 25H122V26H120L118 28ZM168 25L172 26V30H170L171 26L169 27ZM70 26H72V25H70ZM114 26L117 27L118 30L115 28V31H114V29H113ZM146 27H148V28H146ZM168 29H169V31H167ZM237 29H240L241 31L237 30ZM147 30H149V31H147ZM234 31H236V32H234ZM237 31L241 32L242 34L239 33L240 34L239 35ZM127 32L124 31V33H127ZM135 32H136V34H135ZM232 32L234 34L236 33L239 35L238 39H236L237 38L235 36L236 34L233 35ZM132 33H134L133 36H132ZM227 33H229L228 35L231 36L230 37L231 39H229V37L227 38V36H228ZM221 34H224V36L222 35V37H221L220 36ZM244 34H245V36H244ZM67 35L69 36V32L67 33ZM95 35H96V37H94ZM170 35H172V36H170ZM174 35H176L177 37ZM213 35H214V39L217 36L218 37L220 36L219 39H221L223 41L220 40L221 41L220 42L218 39L217 42H214ZM43 36L44 35H41V37H43ZM167 36H169V37H167ZM240 36H241V38H240ZM103 37L104 38L106 37L104 39V41H103ZM131 37H130V39H131ZM133 37L134 38L138 37L135 40H139V41L135 42ZM174 37L177 38V39H175V41L177 40V43L175 41H173L174 42V44H173V42L171 40L172 39L174 40ZM233 37H236L235 40ZM243 37H244V40H242ZM52 38H53L52 35L48 34L47 36H44V38H39V39H41L40 43L45 42L44 44L47 46L49 44L50 45L53 44L52 40L54 38L53 39ZM62 39L63 40L67 39V36L63 37ZM226 39H227V41H226ZM208 40H210V42ZM99 41L96 40V43ZM133 41H134V43H133ZM234 41L235 42L237 41V42L235 43ZM102 42H100V43H102ZM147 42H148V44L146 45ZM43 43H41V44H43ZM226 43H228V45ZM98 44L94 45L93 48H95ZM176 44H177V46H176ZM257 44L259 47L258 46L256 47ZM101 45H105V44H101ZM171 45H174V46L172 47ZM46 46L44 47V45H43V47L45 49H46ZM51 46H53V45H51ZM98 46L100 47V45H98ZM98 46L96 48L98 50H95L96 52L94 51L93 54H95V56L94 55L93 56L96 57V55H98L99 58L105 60V58H103L106 56V55L104 56L105 50L102 49L103 50L102 51L101 48L99 49ZM247 46H249V48L252 51L249 50V48L246 51ZM251 47H253V48H251ZM47 48H48V46H47ZM50 48L53 49V50H51L52 52L54 51L53 52L54 55L52 54L54 56V58L58 59L57 56H59V55L55 54V53H57V50H54L55 49L54 47L53 48L49 47L48 53H50ZM145 49H146V51H145ZM46 50L45 51H44V49L42 50V47H41L40 54H43V56L45 54L49 55L46 52ZM144 51L146 52L145 53L146 55L143 53ZM44 52H46V53L44 54ZM102 52H103V54H102ZM241 52H242V54H241ZM244 52H246V55ZM247 52L249 53L248 55H247ZM251 52H255L253 54L254 55L256 54L255 56H257V57L253 56V54ZM140 53H142V54L140 55ZM40 54L38 56H40ZM100 54H101V56L103 55V57H100ZM146 56L148 58L145 59ZM36 58H38V57H35V59ZM96 58H98V57H96ZM99 58L97 59L99 62L103 61L101 59H100L101 60L100 61ZM143 58H144V61H143ZM256 58H258L257 60H259V62L258 61L256 62ZM51 59H53V58L51 57ZM141 59H142V61H141ZM245 59H246V61L248 60L250 63L248 61L246 62ZM147 61H149V63ZM138 62L139 63L141 62L140 65ZM152 63H155V64H152ZM137 64L139 66H137ZM141 65H142L143 69L146 71H141L142 70ZM154 66H159V67L157 68ZM245 68L248 69L247 70L248 75L245 71L246 70ZM196 69H197V72L200 73V75H199L200 80L199 81L202 83L201 84L199 82L198 87H195V85H193L190 81L191 77H192L191 72H193L194 70L196 71ZM241 69H244V70H241ZM238 71H240L242 73L240 75H244V74H246V75L245 76H239L238 73H240V72H238ZM250 71H252V72H250ZM137 72L139 73V75ZM243 72H245V73H243ZM255 72H256L255 75H257L258 78L260 76V78H259L260 81L258 78H255V75H254ZM111 74L113 75V73H111ZM111 74H109L110 77H111ZM117 75L118 74L114 73V76L109 78V82L111 80L112 83L114 81V84H116L117 82H118L117 84L122 83L125 76L123 78V76L118 75L119 79H120L119 80L118 77H116ZM135 75H136V77H135ZM251 76H254V77L252 78ZM134 78H135V80H134ZM103 79H105V77H103ZM249 80L250 81L253 80L252 83ZM137 81H139V82H137ZM258 81L262 85L259 84ZM137 83H138V85H137ZM98 84H99V87L97 85V88H100L101 82ZM102 84H104V83H102ZM253 88L255 90H253ZM249 89L252 90V93L255 91L258 92L259 90H261V92L259 91L257 93L258 95L255 93L252 95L249 92L250 95L253 96V98H251V101L254 104L249 99V101L251 102V103L249 102L251 104V106H250V104L244 102L242 97L241 98L239 97L242 94H244L242 96L245 97V94L247 93V90H249ZM251 90H249V91H251ZM255 95H257V96H255ZM249 97H251V96H249ZM241 101L243 103H241ZM245 101H246V99H245ZM247 102H248V100H247ZM120 104H122V106ZM243 104H245V105H243ZM238 106H239V108H238ZM241 106H242V108H240ZM254 111L256 112L257 115L259 113V115L256 116ZM127 113H130V115L133 116V118L135 116L138 117V119L136 117V120H139V122L136 121L137 124L133 125L131 123L133 125V127L135 126V129H136L135 131H137V130L139 132L142 131L143 135H144V133H146V132L149 133V131L151 133L153 130V132L157 133V135H155V136L160 137V139H159V137L157 138V137H154L153 135H151L152 137H154V139L152 138V141L155 142V144H152V142L151 143L146 142L147 140L144 139V137L141 138L143 141V144L146 146L145 148L148 149L149 146L153 147L155 152L157 151L156 153L162 152L161 155L162 154L164 155L159 160L158 164L155 165V168L153 166V167H151L152 169L151 168L149 169V167L147 168L146 166H144L143 168H146V169L142 168L143 171H142V169H141V171H139V168H138V171L140 172L139 175L142 174L143 177L139 176L138 178H136L137 181L135 180V176L139 172L138 171L136 172L135 170L131 171V169H129L127 172L126 170L128 168L125 170V169H123L122 165L121 166L119 165L121 167V169L118 166V168L120 170L118 168H115V170H114L115 172H113V173H109V172H112L110 169L108 170L109 172L106 171L107 169L106 170L104 169L105 171H102L100 169L102 166L105 167L104 166L105 164L103 165L102 163H104V162L109 163L108 159H111V160L113 159L112 160V162H113L114 161V158H113L114 155H116V156L120 155L119 151L122 152L121 155L118 157L119 159H120V157H122L124 155V153H125V155H126V153L128 154V151H126V150L129 148L128 146L130 145L129 144L127 146V143L129 140H128V138L125 139V137L121 131L123 129H120L121 126H123V127H124V125L127 126L128 121H130L132 119L131 116L129 115L130 120H128L129 116L127 115ZM121 115H127V118H128L127 119L128 121L126 122L127 125L122 123L123 120L126 121V119H124V118L122 119ZM246 115H248V116H246ZM249 115L250 116L253 115L255 117V119H252V117L250 118ZM114 116H116L119 119L121 118L120 122ZM241 116H242V118H241ZM245 117L250 118L249 120H251V121L253 120L252 121L253 123L255 122V120H257V122H255L256 126L251 121L246 119ZM243 118H245V120L248 122L244 121V123L242 124V121L240 122V120H243ZM132 120H134V119H132ZM130 122L135 123L134 121H130ZM224 122L225 123L228 122L230 124L233 123L234 125L232 127H235L237 125V128H238V123H239V125L241 124L243 126H246L247 123H250V125L251 124L252 125L250 126L248 124L249 128L245 127L246 129L245 128L242 129L243 132H246V133H243L240 129V131L244 134V135H242V133L239 134V131H237L238 130L237 128H236L237 130L233 128L234 131L232 128H231L232 130L229 129L231 131L224 130V125H225ZM121 123L123 125H121ZM74 125H77V126L74 127ZM247 128H248V130H247ZM73 129H70V131H68V132L71 133V130H73ZM124 131H126L125 128H124ZM40 133H42V132H40ZM43 134H41V136H43ZM140 134H142V133H140ZM126 135L128 136L127 133L125 134V136ZM37 137H38V139H37ZM155 138H157V139H155ZM35 139H37V141ZM41 139H42V137H41ZM244 139L247 142L249 141V143L245 144L247 142ZM40 141H42V140H40ZM243 142H245L244 144L246 146V148H244L243 150H245V149L246 150L244 152L243 151L241 152L240 148L237 146V144L239 145V144H242ZM38 144L40 145L41 143H38ZM38 144H37L36 148H38V146H39ZM34 146H36V145H34ZM126 146H127V148H126ZM239 146H242V148H243V144L239 145ZM28 147H29V149H28ZM131 147H132V145L130 146V149H131ZM236 148L239 150H236ZM33 149H34V147L30 150H33ZM154 150H152V151H154ZM129 151L132 152V149ZM163 151H165V153H163ZM137 152L142 153V151H137ZM228 152L231 155L228 154ZM42 153H45V154L42 155ZM234 153H236V155H232ZM117 154H119V155H117ZM240 154H241V156H240ZM249 154L251 155L252 152H250ZM52 155L54 157H52ZM229 155L232 157L233 161L230 160L231 158ZM247 155L248 154L245 153L244 157H246ZM260 155H262L261 158L263 157L262 158L263 162L260 160L261 163H258V164H261V165L263 164L262 167L260 166V169L264 170V167H263L264 166V151H260ZM69 156H70V158H69ZM35 157H36V159H35ZM40 157H42V159ZM109 157H112V158H109ZM56 158H58V159H56ZM118 158L115 157V159H118ZM247 158L249 159V156ZM19 159H21V157ZM39 159H40V161H39ZM235 159L236 160L238 159V160L236 161ZM23 161H22V164H20V166L23 165ZM106 161H108V162H106ZM112 162L110 161V164ZM250 162H251V160H250ZM19 163H21V161ZM25 163L26 162H24V166L26 164H29V163H26V164ZM31 163H30L28 168L24 167V166L23 167L32 170V168H30ZM251 163H252V165H250L251 167L249 168V170L251 169L253 171V169L255 167H257V171H259L258 170L259 165H257V164L253 165V162H251ZM33 164H35V162H33ZM40 164H42V163H40ZM67 164H68V166L70 165L72 170L69 169L70 167H67ZM80 164L83 165L84 167L80 166ZM144 164H145V162H144ZM247 164H248V162L246 163V165ZM252 166H254L253 169H252ZM56 167H58V169ZM164 167L166 168L165 170L167 172L162 171ZM67 168H68V172H67ZM10 169L12 170V168H10ZM50 169H52L53 171H51ZM62 169L63 170L66 169V170L63 171ZM79 169H81V170H79ZM116 169H117V172H116ZM154 169H155V171H154ZM11 170H10V174H11ZM86 170H88V171H86ZM99 170H100V172H98ZM129 171H130V173H129ZM250 171H248L249 174L253 173L254 177L256 176V174H259V173H260L259 175H263V174H261V172H257L255 170L254 171L257 173L254 175V172L251 171L252 172L251 173ZM24 172L25 171H23V173ZM29 172L32 173V171H29ZM102 172H105V173H102ZM149 172H150V176L148 175ZM152 172H153V174H151ZM155 172H156V174H155ZM13 173L14 172L12 171L11 177H14L15 174L13 175ZM26 173H27V171L25 172V174ZM63 173H65V175ZM132 173L136 174V175L134 176ZM27 174H26V176H27ZM81 174H83V175H81ZM130 174L133 175L134 178ZM230 174L232 176H230ZM235 174H238V176L237 175L235 176ZM259 175H257V176H259ZM0 176H1V174H0ZM41 176H42V179L39 180L38 178H41ZM72 176H73V178H72ZM159 176H161V180L157 178ZM22 177H24V175ZM233 177L236 179V181H235V179L233 180ZM29 178H30V175H29ZM71 178L74 180H71ZM76 178H78V177H76ZM96 178H98V177H96ZM25 179L26 180L25 181L23 180V183H21V184L19 181V184L21 186L24 185V188L25 187L27 188V187H29L27 184L30 182H29V180L27 181V177ZM133 179H134V181H133ZM146 179H147V182H146ZM204 179L206 180V182ZM211 179H212V181H215V182H212ZM237 179H238V181H237ZM240 179H241V181L239 182ZM125 180H127V181L125 182ZM63 181L66 182V184L63 183ZM70 181H71V183H70ZM144 181H145V183L143 185L142 182H144ZM201 181H204V184L206 183L205 185L207 188L205 187V185ZM45 182H47V183H45ZM107 182H109V183H107ZM226 182H228V183H226ZM250 182H251V180H250ZM160 183L162 184V186H160ZM211 183L213 185H211ZM220 183H223L224 185L222 184L223 186H221ZM251 183L253 184V181ZM33 184H35V183L33 182ZM25 185H27V186H25ZM127 185H128V183H127ZM130 185H128L129 189L126 187V185L123 186L124 190L122 189V186H121L120 189L122 190V194H123V191H125L126 189H128V190H126L127 192L130 189H131L130 191H132V187H130ZM210 185L211 186L215 185L216 186V187L214 186L215 189L218 187L217 190L213 191L216 194V195L214 194L215 196L213 198H212L213 192L211 190H213L214 187L211 188L210 191H208L209 188L211 187ZM113 186H109V187L111 189H113L112 188ZM56 187H57V184H56ZM102 187H105V186H102ZM116 187H118V186H116ZM257 187L258 186L255 187L256 190L258 189ZM262 187H263V185L261 186V188ZM108 188H106V189H108ZM255 189H254V192L256 191ZM200 190H201V193H200ZM206 190H207V192H206ZM260 190L261 189L259 188L258 192ZM126 191H125V193L128 194ZM251 191H252V189H251ZM1 192H2V190H1ZM204 192H205V194H204L205 196L208 195V193H210V194L205 197L202 194ZM262 192L264 193V190L260 191L259 196L260 197L262 196L261 200L264 201V199H263L264 195H262L263 194ZM1 194H3V193H1ZM1 194H0V200H2V199L4 200V197ZM160 194H159V196L161 197ZM211 194H212V196L210 198ZM247 194H249V193L247 192ZM247 194L245 193L244 196H247ZM30 196H32V195H30ZM67 196H68V194H67ZM159 196L155 195V197H157L158 199H161ZM63 197H64V199H63ZM118 197H120V196H118ZM248 197L250 198L249 195H248ZM260 197H258L259 200H260ZM59 198H60V200H59ZM243 198H244L243 201L244 200H248V201L252 200L251 198L250 199H245V197H243ZM51 199H49V200L52 201ZM112 199H114V198H112ZM55 200L58 201V206L56 204L57 201L55 202ZM109 200H111V198H109ZM256 200L258 201V199H256ZM261 200H260V202H261ZM100 201H102V199ZM100 201L98 200V204L103 205L104 201H102V202H100ZM205 201H203V202H205ZM216 201H218V200H216ZM61 203H63V204H61ZM243 203L246 204L247 202L246 203L243 202ZM258 204H259V202H258ZM22 205H23V207L21 209ZM46 205L48 208L46 207ZM256 205L257 204H255V206ZM3 206H5V209L3 208ZM12 206L14 207V209ZM49 206H50V208H49ZM28 207H30V206H28ZM31 207H33V205H31ZM62 207H64V209ZM11 208H12V210H11ZM42 208L44 210H42ZM7 209L9 210V212L7 211ZM30 209H32V208H30ZM48 209H49V211H48ZM50 211H51V213H50ZM101 211H99V212H101ZM4 212H7V214L5 213L6 214L5 217L3 215ZM11 212L12 213L14 212V214H12ZM102 213H104V212L102 211ZM102 213H97L95 215V217H97V218H95V219H92V217H93L92 215H91V217H89L90 215L89 216L87 215L84 218L82 216L81 217L82 219L80 217L79 218H77V217L76 218H72V217L68 218L67 217L69 219L67 221V222H69V224L66 221L65 222L67 224H64V222H63L62 224H64L63 225L64 230L62 229V231L67 232L68 230L66 231V229L69 228V231H70V230L76 229L77 227H78V229H81V227L92 224L89 221H92V222L94 221V223H96V224L98 223V225L102 224L100 227H104V228L99 227V230L102 231L103 229L107 228L106 223H109V220L102 218V216L100 215ZM8 214H10V215L8 216ZM31 214L29 216L33 217ZM48 215H49V217H48ZM6 216H7V220H6ZM10 216L12 219H15V222H13V220L11 218L9 219ZM86 217H89V218H86ZM27 219L28 220L30 219V220L27 221ZM33 219H35V218H33ZM99 221H101V223ZM104 221H105V223H104ZM11 222H13V224ZM34 222H38V221H34ZM87 222H89V223L86 225ZM14 223L16 225H14ZM22 224L23 225L26 224L25 226H27V227L29 226V228H28L29 231L27 229H24L25 226H23ZM59 225L61 226V224H59ZM67 225H69V226H67ZM65 227H67V228H65ZM71 227L72 228L74 227V228L71 229ZM30 228H32V229H30ZM61 228L59 229V231L61 230ZM11 230H12V232H11ZM62 231H61V233H62ZM101 231H99V232L101 233ZM10 232H11V234H10ZM57 233H59V232H57ZM11 235H13V236H11ZM37 235H38V237H37ZM16 236H18V238L20 237L21 240L17 239ZM10 237H13V238L10 239ZM14 237H15V239H14ZM54 237H57V236L54 235ZM12 239H14V240H12ZM16 239L18 240V243L21 244L20 246L18 245ZM8 240H10V243ZM41 242H43V240H41ZM38 244H40V245H38ZM10 245H12V248L10 247ZM17 246H19V247H17ZM39 246H41V247H39ZM92 247L95 250L92 249ZM92 247L90 246L89 249H87L88 250V252H86L87 255L88 254L92 255V254H94V252L96 254H98L97 252L100 253L101 250L104 253V248L103 247L101 248V245L99 246L100 248H98V249H96L93 245H92ZM39 248L42 250H40ZM7 249L8 250L10 249L11 251L10 250L8 251ZM179 250L180 249L178 248V251ZM5 252L9 253V254H11L10 252H12V255L8 254L9 256L7 254H5L11 260L13 259L12 261L8 257L4 256L3 253H5ZM131 253H130V255H131ZM83 254H85V253L83 252ZM100 254L101 255H96L97 258L94 257L95 256V254H94L93 257L96 259H93V261H94V263L96 262L95 264H97V261H98V264L99 263L101 264L103 262V259H102L103 257H101V256H104V255L102 254V252ZM14 255L16 256V258L14 257ZM62 257H63V255H62ZM7 259H9L8 260L9 263L8 262L5 263V260L7 261ZM54 260H55V262H54ZM2 261H3V263H2ZM51 261H53V262H51ZM68 261H69V259H68ZM91 261H92V259L90 260V262ZM148 261L146 259L143 261V263H147ZM70 262L71 261L67 262L66 264H69ZM90 262H88L87 264H93L92 262L91 263ZM182 262H183V260H182ZM137 263L138 262L135 260L131 262V264H137Z\"/></svg>", "mask_w": 264, "mask_h": 264}]
</instances>
